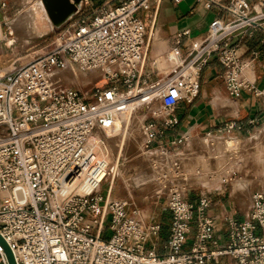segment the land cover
<instances>
[{
	"label": "built area",
	"instance_id": "1",
	"mask_svg": "<svg viewBox=\"0 0 264 264\" xmlns=\"http://www.w3.org/2000/svg\"><path fill=\"white\" fill-rule=\"evenodd\" d=\"M92 1L83 0L49 51L26 63L15 59L0 72V192L7 194L0 207V233L17 264H213L225 255L233 257L232 264H264V190L254 192L245 219H229L223 248L218 247L207 215L210 199L201 197L196 204L185 192L172 191L165 202L171 212L169 234L159 254L156 242L162 223L149 221L127 197L110 199L113 180H100L109 165L97 158L90 142L95 133L113 126L112 112L128 108L120 88L139 87L143 101L162 93L160 110L146 112L163 119L165 126L176 124L171 110L198 94L200 80L194 78L213 56L225 67L231 95L255 89L243 77L259 52L251 51L246 59L248 51L241 50L234 37L264 33V0H200L219 11L207 35L192 44L178 76L142 87L150 74L145 69L147 29L140 14L153 6L156 13L162 0H122L118 6L112 0ZM67 63L87 76L97 74L109 87L96 84L83 92L47 80L48 72ZM192 68L196 74L191 72L193 78L186 81ZM255 92L264 95L262 90ZM145 126L148 147L154 142L155 122L146 119ZM226 128L242 125L231 122ZM107 180L111 182L104 193ZM84 183L93 184L90 191H79ZM0 264H9L1 245Z\"/></svg>",
	"mask_w": 264,
	"mask_h": 264
},
{
	"label": "crops",
	"instance_id": "2",
	"mask_svg": "<svg viewBox=\"0 0 264 264\" xmlns=\"http://www.w3.org/2000/svg\"><path fill=\"white\" fill-rule=\"evenodd\" d=\"M103 1L105 0H93L92 3H102ZM112 2L117 4L122 0H112ZM218 13L217 8L209 9L205 6L204 1L200 0H162L156 13L155 6L151 10L141 12L140 15L147 28L149 49L157 46L155 47V58L153 60L154 66L160 73L165 75V78L181 65L184 60L183 56H188L193 42L205 38L210 22ZM234 41L238 43L241 50L248 51L245 54L246 59L251 57V51L259 52L258 57L250 61L254 73L249 80L253 82L255 89H243L239 96L231 95L227 90L224 79L225 67L217 60L216 56H213L199 74L200 88L198 94L193 99L180 100L171 110L172 115L178 120L176 124L165 126L163 119H149L155 122V138L150 145L164 147L172 144L174 140L184 138L185 141H188L189 138L188 148L186 147L187 149L185 148V151L181 152L188 153L192 144L197 140H216L222 148H227L232 143L238 148V151L240 147H249L254 150L264 144V129L261 133L249 139L247 145H242L236 140L232 142L229 138L235 137L242 140L237 136H231L230 134L215 135L223 132H236L239 134L251 132L256 127V122L264 115V95H257L255 92L256 90L264 91V33L258 31L253 36H249L248 33H241L234 37ZM167 49L174 50L164 55L163 52ZM180 50L183 52V56ZM231 122L241 124L242 129H227V124ZM204 134H208L206 136L211 138H195L190 142L192 136ZM223 136L228 138H223ZM238 151L237 156L239 157ZM251 161L254 162V160ZM238 163L239 160L232 166V169L236 168L239 165ZM234 171L236 169L232 173ZM260 172L264 173V171ZM232 173L225 177H229ZM238 180H251L254 183L251 198L253 191L257 188L255 187V181L249 177L235 179L231 195L237 199L238 205L235 201L226 199L225 193H218L214 196L197 192L187 193V198L196 204L199 203L201 197L207 196L210 199L207 215L213 220L215 238L218 240V247L220 248L225 247L229 239V219L233 217L237 221H242L247 216L249 208H251V200L249 204H246L237 194L235 181ZM224 181L225 179L219 182ZM214 186L203 187L212 189ZM157 210L148 219L149 221L162 223L161 238L156 242V251L163 254L169 234L171 212L165 209V205L157 208ZM247 210L248 212H246ZM190 245L191 242L189 241L185 247L188 248ZM148 246L150 248V245ZM233 261L232 256L225 255L213 264H232Z\"/></svg>",
	"mask_w": 264,
	"mask_h": 264
},
{
	"label": "bare ground",
	"instance_id": "3",
	"mask_svg": "<svg viewBox=\"0 0 264 264\" xmlns=\"http://www.w3.org/2000/svg\"><path fill=\"white\" fill-rule=\"evenodd\" d=\"M20 2L24 6V9L16 21L12 23V33L16 34L18 38L26 36H37L36 38H42L50 35L54 30V26L43 1L20 0ZM197 43L199 44V42ZM68 69L70 70L68 71ZM192 69L195 70L194 68ZM192 69L186 74V81L193 78V74L191 73ZM65 72L66 74L70 72L74 74H83L76 66L67 63L64 68L48 72L46 75L47 80L51 83L65 84L67 83L63 81V78L66 77L63 75ZM253 73V69L248 67L243 78H252ZM83 75L87 76L86 74ZM96 75L97 74H93L92 76L95 77ZM75 78H80V81L85 83V79L82 75H75ZM92 82L93 81H90L89 83ZM104 82L99 81V84L101 85ZM138 89L139 87L133 88L124 93V97H127L129 102L128 108L121 113L112 112L113 126L107 130H101L95 134L90 141L92 149L96 152L97 158L109 165V168L106 169V173L100 180L104 177L115 179L117 173L122 171L121 176L123 177L122 180L126 193L130 195L133 191H136L137 194L140 193L147 196L159 185L165 183L175 185L179 190H184L186 187L190 186H213L222 180V177L229 174L232 166H234L238 160V164H240V161L244 163L248 160H252L249 157H254V164L252 165H254L256 172L264 171V144L255 148L254 151L249 150L247 155H239L238 157V149L232 143L228 146L230 149L226 151L216 140H197L192 144L188 153H180L179 155L171 156L166 153L157 152L152 155L140 157L138 152L141 146L145 147V142L149 139V132L144 123V118L148 115L146 111L154 109L162 103V93L155 94L148 100L143 101L139 97ZM162 92H166V87ZM130 112L138 116L136 120L133 117H131L130 120L128 119ZM135 131H139L141 140L140 136L131 137ZM127 149L128 157L126 156V160H128V163L125 168L120 169L118 159L121 157L125 158ZM240 149L241 148H239L238 151L239 154ZM162 151L166 152L165 150ZM111 163L113 165L112 170ZM131 169L135 170V173L132 175L129 174ZM114 179H112L113 183ZM135 182H139L140 187H133ZM98 186V188L101 187L100 184H98ZM253 186L254 183L251 180L235 181L237 194L246 204H249L251 200L252 205L251 192ZM92 187L93 184L84 183L80 186L79 191L87 192L90 191ZM185 191L179 192L183 193ZM170 193L168 192V194ZM6 195V192H0L1 199ZM248 210L246 212H248Z\"/></svg>",
	"mask_w": 264,
	"mask_h": 264
},
{
	"label": "rangeland",
	"instance_id": "4",
	"mask_svg": "<svg viewBox=\"0 0 264 264\" xmlns=\"http://www.w3.org/2000/svg\"><path fill=\"white\" fill-rule=\"evenodd\" d=\"M3 1L6 2V6L4 8L2 7ZM3 1H0V72L2 74L7 70L8 66L11 65V63L15 59H19L18 62L26 63L27 61L31 60L32 58L37 57L39 55H42V54L46 53L47 51H49L51 49V47L53 46L52 42L59 36V32L63 29V27L61 29H57L53 24L54 30L48 36H45L42 38H36L37 36H26V37L18 38L16 36V34L12 33L11 26H12V23L14 21H16V19L20 16V13L24 9V6L20 2V0H3ZM120 3L118 2L117 4H113V6H118V5H120ZM147 39H148V36H147ZM202 40L203 39L196 40L193 42V44L197 43V42L200 43ZM155 47H157V46L151 47L148 50V57L149 58L147 57L145 69L150 74V76L146 77L147 82L141 83L140 87L147 86L149 84L159 85L160 81H161V83H164L167 79H169L173 76H175V77L178 76L180 73V69L182 68V66H179L174 72L171 73L170 76H166V78H167L166 79L165 75L163 73H160L154 66L153 60L155 58ZM173 50L174 49H167L163 53H164V55H167L170 51H173ZM181 53L183 56L182 51H181ZM185 58L186 57L183 56L184 60H185ZM186 62L184 63V65H186ZM248 67H251V66L248 64L246 66L245 70ZM69 70L70 69H68V71ZM191 72L193 74H196L195 70H193V69L191 70ZM63 75L66 76L63 78V81L67 82L65 84H62V85H64V87H70V86L77 87L80 90H82L83 92L87 91L88 89H91V87L93 85H96V84L100 85L99 81L104 82L103 79L100 80V78H98L97 76L93 77L92 76L93 74L88 75V76H84L83 74H74L71 72L66 74V72H65ZM75 75H82L83 78L85 79V83L81 82L80 78H75ZM199 76L196 75L194 80H196V79L200 80ZM163 78H165V79H163ZM90 81H93V82L89 83ZM103 84H105V82ZM103 84H101V85H103ZM103 87L107 88V87H109V85H103ZM120 91L126 92L128 90L126 88H120ZM90 100H92V99L90 98ZM161 105L162 104H160L158 107H155L153 110L159 111L161 108ZM147 114L148 115L144 118V123L146 122V119H152V111H148ZM131 117L135 118V120H136V117H138V116H135L132 112H130V116L128 119L130 120ZM263 129H264V115L260 118V120L258 122H256V127L253 128L251 130V132H247V133L242 132L241 134L236 133V132H223V133L215 134V135L230 134L231 136H237V137L241 138L242 140L235 138V137H229V138L231 139L232 142H233V140H236L238 143H240L242 145H247L249 142V139H251L256 134L261 133ZM206 135H208V134H204L201 136H192V139L190 140V142L195 138H203V139L211 138V137H207ZM135 136L136 137L140 136V140H141V134L139 133V131H135L133 133V135H131L132 138H134ZM213 137H218V136H213ZM223 138H228V137L223 136ZM147 140H146V142H147ZM207 140H205V141H207ZM210 140L211 139H209V141ZM146 142H145V147L141 146L140 151L138 152L140 157H144V155H152V154H155L157 152H163L162 150H165L166 153H168V155L176 156L175 154H178V153L185 151V148L187 147V145L189 143V138H188V141L183 140L182 142H180L178 144H175V145L170 144V145L164 146V147H157L156 145H149L147 147ZM240 148H241L240 154H239L240 156H242V155L245 156L248 154L249 150H252L249 147L248 148L247 147H244V148L240 147ZM150 149H153V150H150ZM223 149L228 151L230 148L227 147V148H223ZM254 150H252V151H254ZM127 151H128V149L126 150L125 158L121 157L120 159H118V161H119L118 164H119L120 169L125 168L126 164L128 163V160H126V156L128 157ZM249 158L253 160L254 157H249ZM250 161L251 160H248V162H246V163L240 162V164H239L240 166L238 165L236 168L231 169V171L229 173H232V171L234 169H236V171H234L229 177H222V180L225 179V181L219 182V183L217 182L218 184L216 183L217 185L216 184H215V186L213 185L214 187H212V189L211 188H205L203 186H190V187H186L184 190H179L175 185H170L168 183H165V184L159 185L155 190L150 192L147 196H144L140 193L137 194L136 191L135 192L133 191V193L130 195L127 194L126 190L124 188L125 186H124L123 180H122L123 177L121 176L122 171L121 172L119 171V173H117L115 179L110 177V180L114 179L113 189L111 191V196H110L111 198L110 199L127 197L130 199V201L133 204L140 206L142 208L144 214L148 217H152L153 214L155 213L154 211H158L157 208L164 206L168 192L170 193V192L175 191V190L176 191H185L186 190L185 194H187L188 192H197V193L209 194V195H213V196L218 194V193H222V194L225 193L226 199L231 200V201H235V203L238 205L237 199L231 195V189H232L233 181L235 179L249 177L255 181V184H256L255 187H257L255 189V191L264 190V173H262V172L257 173L254 169V165H252V164H254V162H250ZM129 165H130V158H129ZM112 167H113V165L111 163V170H112ZM134 173H135V170L131 169V172L129 174L132 175ZM226 175H228V174H226ZM110 180H107V182L104 183V186H102L104 193L108 192L107 189H108L109 183L111 182ZM222 180H220V181H222ZM139 182H135L133 187H140ZM119 194H121L123 196H121ZM1 205H2V199L0 197V207H1ZM109 235H110L109 231L106 230L105 231V237L108 238Z\"/></svg>",
	"mask_w": 264,
	"mask_h": 264
},
{
	"label": "water",
	"instance_id": "5",
	"mask_svg": "<svg viewBox=\"0 0 264 264\" xmlns=\"http://www.w3.org/2000/svg\"><path fill=\"white\" fill-rule=\"evenodd\" d=\"M46 11L57 29H61L74 18L83 7V0H42ZM0 245L3 247L9 264H17L14 253L0 233Z\"/></svg>",
	"mask_w": 264,
	"mask_h": 264
}]
</instances>
